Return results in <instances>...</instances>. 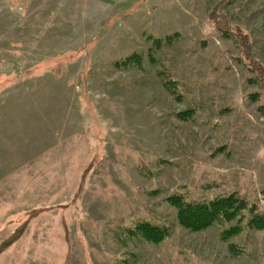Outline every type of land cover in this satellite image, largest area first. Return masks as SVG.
<instances>
[{
	"label": "rangeland",
	"instance_id": "374dc122",
	"mask_svg": "<svg viewBox=\"0 0 264 264\" xmlns=\"http://www.w3.org/2000/svg\"><path fill=\"white\" fill-rule=\"evenodd\" d=\"M0 264H264V0H0Z\"/></svg>",
	"mask_w": 264,
	"mask_h": 264
},
{
	"label": "trees",
	"instance_id": "16d2710c",
	"mask_svg": "<svg viewBox=\"0 0 264 264\" xmlns=\"http://www.w3.org/2000/svg\"><path fill=\"white\" fill-rule=\"evenodd\" d=\"M167 199L177 210L178 222L192 231L206 229L216 222L230 221L247 209V202L236 194L219 196L208 201H189L181 195H171ZM260 222L262 223V218L256 216L250 225L259 228L262 226ZM236 229L235 226L224 229L222 236L228 237L234 234ZM132 231L152 243L161 242L169 234L166 227L149 222L136 224Z\"/></svg>",
	"mask_w": 264,
	"mask_h": 264
}]
</instances>
